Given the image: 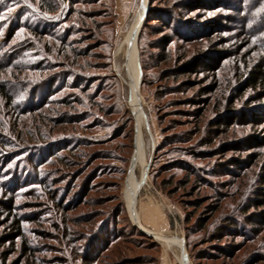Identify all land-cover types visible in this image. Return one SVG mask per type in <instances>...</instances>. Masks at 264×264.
I'll return each instance as SVG.
<instances>
[{
    "label": "rangeland",
    "instance_id": "374dc122",
    "mask_svg": "<svg viewBox=\"0 0 264 264\" xmlns=\"http://www.w3.org/2000/svg\"><path fill=\"white\" fill-rule=\"evenodd\" d=\"M50 1L0 0V264H264V0Z\"/></svg>",
    "mask_w": 264,
    "mask_h": 264
},
{
    "label": "trees",
    "instance_id": "16d2710c",
    "mask_svg": "<svg viewBox=\"0 0 264 264\" xmlns=\"http://www.w3.org/2000/svg\"><path fill=\"white\" fill-rule=\"evenodd\" d=\"M65 1H68V0H65ZM53 2L54 1H50V0H39V5L43 9H44V7L46 8V6H47L46 9L48 11H52L53 12V11H56L57 10V7H55V4ZM244 2L246 3V6L244 8V11H248V9L251 10L252 5H254L255 3H256V5H258V3L260 2V0H250V1L249 0H243L242 1V5H244ZM151 13H152V9H151L150 3H149L148 8H147V13L145 15V19L142 21V24L140 26L141 28H140L139 35H138V38H137L138 40H140L141 37H142V31H141L142 30V26H144V24H146L148 21L154 19V17H151ZM248 14H249V12L246 14L247 20H252ZM259 16L262 17L263 14L258 15V18H255L253 20L254 22L252 21L253 22L252 24L257 25L256 28H255V26L252 27V28L255 29L254 32H256L259 29L260 26H263L262 24L260 25V22H259V24L256 23L260 19ZM137 39H136V42H137ZM155 47L156 48H159V47H162V45L157 44V45H155ZM137 50H138V47H137ZM162 50H164V49H162ZM143 51H144V49L142 47H140L139 55L141 57H140V59L138 58V61H139V64H140L141 69L142 70H146L147 69V66H146L145 59L143 57L144 56V52ZM159 54H161V52L158 53L157 55H159ZM163 58H165V57H163ZM190 64L191 65L187 66L185 69H189L191 71H196L197 66L199 65V63L195 61V62H192ZM254 66H255L254 67V70L251 71V72H249V74H248L247 78L245 79L243 85L246 84L247 87H251V88H253V87L254 88L255 87L264 88V64L256 63ZM140 80H141V77L138 80V86L141 85ZM203 89L204 90H207L206 88H203ZM205 92H207V91H205ZM263 93H264V91H263ZM153 146H154V144H153ZM42 179H40V180H42ZM262 194L264 195V193H262ZM257 200H258L257 198L254 199V201H257ZM6 207H7V209H11L13 207V203H12L11 200L9 201V203L7 204ZM261 217H262L261 220H264V215H262ZM15 224H16V234H17V236H20L21 235V230H20V227H19L20 225H19V219L18 218H15ZM204 224H205V220L203 218L199 219V221L197 222V226L199 227V230L204 227ZM26 249L28 250L29 247L27 246ZM208 253L210 254V252H208Z\"/></svg>",
    "mask_w": 264,
    "mask_h": 264
},
{
    "label": "bare ground",
    "instance_id": "6f19581e",
    "mask_svg": "<svg viewBox=\"0 0 264 264\" xmlns=\"http://www.w3.org/2000/svg\"><path fill=\"white\" fill-rule=\"evenodd\" d=\"M142 4L143 3H140V6H139V9L138 10H140L142 8ZM138 17L139 16L136 17V19L134 20V24L132 26V31H133L134 34L136 33V31L138 29V21H139ZM134 34H132V37H133ZM136 36H137V33H136ZM133 45L135 47V61H136L135 65H136V71H137V82L134 84V92L136 94L137 93V85H138V78H139V75H140V71H139V65H138V52H137V49H136V43H135V41H133ZM135 152H136V145L134 144V153ZM137 225H139L138 222H137ZM155 236H157V235L155 234Z\"/></svg>",
    "mask_w": 264,
    "mask_h": 264
},
{
    "label": "water",
    "instance_id": "95a60500",
    "mask_svg": "<svg viewBox=\"0 0 264 264\" xmlns=\"http://www.w3.org/2000/svg\"><path fill=\"white\" fill-rule=\"evenodd\" d=\"M147 8H148V3H147V1H146V4H145V14H144V19H145V15H146V13H147ZM141 28V27H140ZM140 28H139V30H138V32H137V37L136 38H138V35H139V31H140ZM138 64H139V61H138ZM139 67H140V64H139ZM140 70H141V68H140ZM140 82H141V80H140ZM144 231V230H143ZM183 239V238H182ZM183 246H184V244H183ZM184 250V249H183Z\"/></svg>",
    "mask_w": 264,
    "mask_h": 264
},
{
    "label": "snow or ice",
    "instance_id": "6c2138e0",
    "mask_svg": "<svg viewBox=\"0 0 264 264\" xmlns=\"http://www.w3.org/2000/svg\"><path fill=\"white\" fill-rule=\"evenodd\" d=\"M3 17H0V19H2Z\"/></svg>",
    "mask_w": 264,
    "mask_h": 264
}]
</instances>
